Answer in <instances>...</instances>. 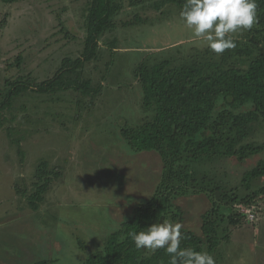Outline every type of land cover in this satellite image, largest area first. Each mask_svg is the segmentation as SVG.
Listing matches in <instances>:
<instances>
[{"label": "rangeland", "instance_id": "374dc122", "mask_svg": "<svg viewBox=\"0 0 264 264\" xmlns=\"http://www.w3.org/2000/svg\"><path fill=\"white\" fill-rule=\"evenodd\" d=\"M90 1L27 0L7 5L0 0L1 92L7 91V81L20 78L32 85L42 83L55 76L64 58L81 56ZM117 22L118 28L101 40L99 60L83 69L100 92L51 96L29 91L2 113L0 264L42 259L83 264L155 191L162 167L158 155L133 153L121 136L123 128L140 124L145 115L134 69L147 53L170 49L186 53L207 45L193 37L174 5L162 12L148 5L128 8ZM249 142L264 143V123L256 126ZM261 159L264 154L243 164L228 158L207 160L198 171L219 182L217 198L225 190L242 197L264 187V177L254 180L250 191L242 185L244 174ZM42 163L51 181L34 211L27 197L36 189ZM257 200L262 205L255 209L262 213L259 223L223 224L230 241H222L213 254L216 264H264V197ZM240 203L234 205L242 208ZM177 204L193 218L185 226L200 233V215L210 208L206 196L180 198ZM219 234L223 237L225 232Z\"/></svg>", "mask_w": 264, "mask_h": 264}, {"label": "trees", "instance_id": "16d2710c", "mask_svg": "<svg viewBox=\"0 0 264 264\" xmlns=\"http://www.w3.org/2000/svg\"><path fill=\"white\" fill-rule=\"evenodd\" d=\"M24 1L1 0L7 5ZM256 2L258 23L250 31L233 35L237 45L233 50L216 55L208 47H191L186 53L176 49V54L170 49L141 57L133 73L145 115L140 124L123 128L121 136L133 153L158 155L160 179L151 197L135 206L83 264H169L164 249H137L130 236L164 220L182 224L181 247L213 255L222 241H230V231L226 233L223 225L226 221L236 227L243 220L259 223L262 219L257 211L260 220L251 222L234 204L241 202L244 206H240L252 210L261 208L257 199L264 197V187L242 197L225 190L222 198H217L219 182L198 171L207 160L228 158L243 164L264 154V143L249 142L256 126L264 123V0ZM184 4L185 0H91L85 14L81 56L64 58L55 76L35 86L27 79L7 81V91H0V127L2 113L29 91L51 96L67 91L82 96L100 92L83 69L87 63L99 60L101 40L118 28L120 13L146 5L157 12L174 5L181 12ZM7 131L11 139L10 128ZM48 175L46 163H42L36 174V189L27 197L34 211L48 190ZM260 177H264V159L244 174L242 185L250 191L252 182ZM195 195L206 196L210 204L200 215V233L185 226L193 218L177 204L178 199ZM219 230L225 232L223 237ZM50 263L42 259L30 264Z\"/></svg>", "mask_w": 264, "mask_h": 264}, {"label": "clouds", "instance_id": "9594fccd", "mask_svg": "<svg viewBox=\"0 0 264 264\" xmlns=\"http://www.w3.org/2000/svg\"><path fill=\"white\" fill-rule=\"evenodd\" d=\"M256 0H185L180 17L196 40L216 55L236 48L233 34L250 31L258 23ZM182 224L164 220L146 230L130 233L137 249H164L169 264H216L213 255L181 247Z\"/></svg>", "mask_w": 264, "mask_h": 264}, {"label": "built area", "instance_id": "2783aa9c", "mask_svg": "<svg viewBox=\"0 0 264 264\" xmlns=\"http://www.w3.org/2000/svg\"><path fill=\"white\" fill-rule=\"evenodd\" d=\"M241 212L246 213L251 222H257L258 220H260V216L255 210L242 207Z\"/></svg>", "mask_w": 264, "mask_h": 264}]
</instances>
